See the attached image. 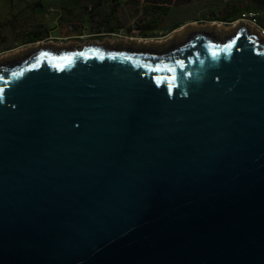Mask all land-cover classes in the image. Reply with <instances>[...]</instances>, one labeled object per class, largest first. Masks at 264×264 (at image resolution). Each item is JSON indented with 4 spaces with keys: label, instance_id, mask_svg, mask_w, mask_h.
<instances>
[{
    "label": "water",
    "instance_id": "obj_1",
    "mask_svg": "<svg viewBox=\"0 0 264 264\" xmlns=\"http://www.w3.org/2000/svg\"><path fill=\"white\" fill-rule=\"evenodd\" d=\"M0 264H264L261 33L0 58Z\"/></svg>",
    "mask_w": 264,
    "mask_h": 264
},
{
    "label": "rangeland",
    "instance_id": "obj_2",
    "mask_svg": "<svg viewBox=\"0 0 264 264\" xmlns=\"http://www.w3.org/2000/svg\"><path fill=\"white\" fill-rule=\"evenodd\" d=\"M120 2L121 6L117 11L120 23L111 28L104 25L106 19L103 21L104 14L110 11L107 2L95 8L93 0H0V58L19 52L27 53L44 45L62 49L63 45L71 42H77L78 45L102 43L106 38L115 37L146 42L168 41L175 32L193 25H216L217 29L224 28L226 32H230L243 22L240 17L227 22L211 18L216 13L224 16L232 8L239 10L241 14L245 11L257 12L258 22H244L264 36V0H196L179 4L175 0ZM32 5L35 6L31 7ZM154 5L166 8L165 24L160 25V19H153L152 26H155L145 28L143 26L150 22L148 20L153 14L146 13L144 7ZM173 24L180 26L174 28ZM162 25L165 26L164 29L161 28ZM34 31L44 32L42 39L28 42V36Z\"/></svg>",
    "mask_w": 264,
    "mask_h": 264
},
{
    "label": "trees",
    "instance_id": "obj_3",
    "mask_svg": "<svg viewBox=\"0 0 264 264\" xmlns=\"http://www.w3.org/2000/svg\"><path fill=\"white\" fill-rule=\"evenodd\" d=\"M166 1V0H165ZM171 1V0H170ZM178 4L188 1H196V0H175ZM95 8L101 7L105 2L109 3L110 5V11L104 14L103 21L106 19V23L104 24L106 27L110 26L111 28L116 25V23H120L117 19V11L118 8L121 6L120 0H93ZM146 10V13L151 12L153 15L151 16V19L148 20L150 22H146L145 28L148 27H154L153 25V19H160L159 24H165V17H166V8L161 5H154V6H146L144 7ZM236 17H241V12L239 10H236L235 8H232L226 12L224 16H219L217 13L213 15L211 18L212 20H219V21H230L233 20ZM147 21V20H146ZM103 24V22H102ZM158 24V23H157ZM174 28H177L180 26V24H173ZM142 27V28H143ZM121 28V27H119ZM113 31V29H110ZM42 31H34L32 32L31 36H28V42H36L42 39L43 36Z\"/></svg>",
    "mask_w": 264,
    "mask_h": 264
},
{
    "label": "built area",
    "instance_id": "obj_4",
    "mask_svg": "<svg viewBox=\"0 0 264 264\" xmlns=\"http://www.w3.org/2000/svg\"><path fill=\"white\" fill-rule=\"evenodd\" d=\"M239 19L241 21L256 23L259 20V14L255 11H245L241 14V17Z\"/></svg>",
    "mask_w": 264,
    "mask_h": 264
},
{
    "label": "crops",
    "instance_id": "obj_5",
    "mask_svg": "<svg viewBox=\"0 0 264 264\" xmlns=\"http://www.w3.org/2000/svg\"><path fill=\"white\" fill-rule=\"evenodd\" d=\"M42 1H44V0H42ZM34 6H35V5H32L31 7H34ZM35 9H36V8H35ZM161 28H162V29H164V28H165V26L163 27V25H162V27H161ZM162 29H161V30H162Z\"/></svg>",
    "mask_w": 264,
    "mask_h": 264
},
{
    "label": "flooded vegetation",
    "instance_id": "obj_6",
    "mask_svg": "<svg viewBox=\"0 0 264 264\" xmlns=\"http://www.w3.org/2000/svg\"><path fill=\"white\" fill-rule=\"evenodd\" d=\"M255 31H257V30H255ZM257 32H259V31H257ZM261 33V32H260ZM261 35L263 36V34L261 33ZM264 37V36H263Z\"/></svg>",
    "mask_w": 264,
    "mask_h": 264
},
{
    "label": "bare ground",
    "instance_id": "obj_7",
    "mask_svg": "<svg viewBox=\"0 0 264 264\" xmlns=\"http://www.w3.org/2000/svg\"><path fill=\"white\" fill-rule=\"evenodd\" d=\"M251 30L253 31V30H255V29H252V28H251Z\"/></svg>",
    "mask_w": 264,
    "mask_h": 264
},
{
    "label": "snow or ice",
    "instance_id": "obj_8",
    "mask_svg": "<svg viewBox=\"0 0 264 264\" xmlns=\"http://www.w3.org/2000/svg\"><path fill=\"white\" fill-rule=\"evenodd\" d=\"M213 55H215V53H214ZM69 62H70V61H69Z\"/></svg>",
    "mask_w": 264,
    "mask_h": 264
}]
</instances>
